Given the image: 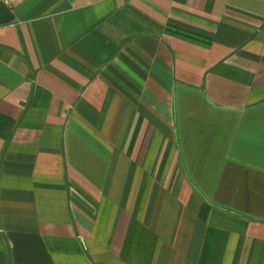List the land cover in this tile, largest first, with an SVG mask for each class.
Segmentation results:
<instances>
[{
    "label": "crops",
    "instance_id": "0c3cea01",
    "mask_svg": "<svg viewBox=\"0 0 264 264\" xmlns=\"http://www.w3.org/2000/svg\"><path fill=\"white\" fill-rule=\"evenodd\" d=\"M0 264H264V0H0Z\"/></svg>",
    "mask_w": 264,
    "mask_h": 264
},
{
    "label": "built area",
    "instance_id": "2783aa9c",
    "mask_svg": "<svg viewBox=\"0 0 264 264\" xmlns=\"http://www.w3.org/2000/svg\"><path fill=\"white\" fill-rule=\"evenodd\" d=\"M7 3V2H6Z\"/></svg>",
    "mask_w": 264,
    "mask_h": 264
}]
</instances>
